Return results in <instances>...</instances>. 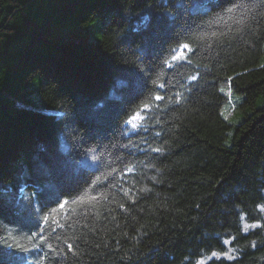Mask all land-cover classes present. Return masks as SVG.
I'll use <instances>...</instances> for the list:
<instances>
[{"label":"trees","instance_id":"obj_1","mask_svg":"<svg viewBox=\"0 0 264 264\" xmlns=\"http://www.w3.org/2000/svg\"><path fill=\"white\" fill-rule=\"evenodd\" d=\"M242 2L0 0V264H201L225 241L204 264H264V0Z\"/></svg>","mask_w":264,"mask_h":264},{"label":"snow or ice","instance_id":"obj_2","mask_svg":"<svg viewBox=\"0 0 264 264\" xmlns=\"http://www.w3.org/2000/svg\"><path fill=\"white\" fill-rule=\"evenodd\" d=\"M167 3H168V0H165V4H167ZM223 3H225L226 5H230V6L224 7L223 10L217 14V17L215 19L223 20L225 16H229V15L235 14L237 11H242L243 8L245 7V4L242 2V0H223ZM167 11H168V15L169 16H173V13L171 12L170 8L167 9ZM205 14H207V10H205ZM173 18H175V17L173 16ZM214 22H215L214 20L208 21V23H214ZM171 51H172L171 59L168 60V61H165V64L168 67H174L175 66L174 62H177V61H186L188 63L191 62L188 59V54L193 52V48L190 46L189 43H181L177 48H174ZM191 79L195 80V79H197V77L193 76V77H191ZM154 83H156V82L154 81ZM157 87L162 89V88L165 87V85L162 84V83H157ZM153 99L155 101H160V100H163L164 97L161 96V95H156ZM149 110H150L149 105H144L141 108L140 112L134 113L125 122L126 125L131 127L133 130H137L138 131L140 128L144 127V124H143L144 117L142 116L141 113H143L145 111H149ZM153 150L154 151H159V149H153ZM92 159L95 160V159H97V157L93 156ZM128 171H132V169H128ZM67 203H68V201H64V202L59 204V207L61 209H63ZM73 203H75V201H73ZM261 211H264V206H261ZM48 219H49L48 216L44 217V223L45 224L48 223ZM40 231L42 232L43 229H40ZM37 234H39V233H37ZM225 243H230V242L229 241H225ZM9 247H12V246L9 245ZM68 247L71 250L72 246L70 244L68 245ZM21 250L28 251L29 249L23 248ZM212 255L215 256L216 253H213ZM228 258L232 259L233 257L229 256ZM37 264H43V260L42 259L38 260Z\"/></svg>","mask_w":264,"mask_h":264},{"label":"rangeland","instance_id":"obj_3","mask_svg":"<svg viewBox=\"0 0 264 264\" xmlns=\"http://www.w3.org/2000/svg\"><path fill=\"white\" fill-rule=\"evenodd\" d=\"M227 93H228V95H229V99H228V103L226 104V106L224 107V113H225V115L227 116V117H230V116H232V114H233V112H234V109H235V103H234V99H233V96H232V94H231V92H230V90L229 89H227ZM253 226H255V225H253V224H249V223H245L244 224V227L246 228V229H249V228H251V227H253ZM227 251L224 253V254H216L215 256H213V255H211V256H209V257H207V258H203V259H201L199 262L201 263V264H204L205 262H207V261H209V260H211L212 258H219V257H229V256H233L234 254V251H233V249L230 247V243H227Z\"/></svg>","mask_w":264,"mask_h":264}]
</instances>
